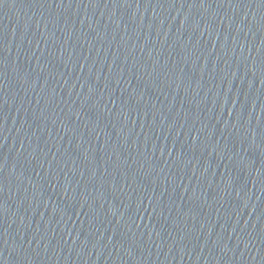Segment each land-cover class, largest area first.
I'll use <instances>...</instances> for the list:
<instances>
[{
    "label": "water",
    "instance_id": "1",
    "mask_svg": "<svg viewBox=\"0 0 264 264\" xmlns=\"http://www.w3.org/2000/svg\"><path fill=\"white\" fill-rule=\"evenodd\" d=\"M0 264H264V0H0Z\"/></svg>",
    "mask_w": 264,
    "mask_h": 264
}]
</instances>
